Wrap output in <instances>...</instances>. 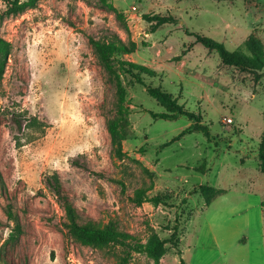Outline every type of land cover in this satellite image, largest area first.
Listing matches in <instances>:
<instances>
[{
	"label": "rangeland",
	"instance_id": "obj_1",
	"mask_svg": "<svg viewBox=\"0 0 264 264\" xmlns=\"http://www.w3.org/2000/svg\"><path fill=\"white\" fill-rule=\"evenodd\" d=\"M12 1L0 0V35L11 42L0 81V264H115L120 248L67 236L51 175L83 220L112 221L142 241L151 231L167 239L176 225L188 264H264V68L223 64L193 34L243 51L253 34L264 47V0H111L122 18L98 0H38L7 13ZM156 16L175 21L157 25ZM112 33L137 43L122 58L154 71L143 84L123 75L131 124L121 159L106 127L114 86L88 42ZM146 85L193 116L163 117ZM150 183L147 195L168 194L166 204L130 200ZM200 184L220 191L208 206ZM8 209L20 226L13 240ZM152 263L133 252L128 264ZM160 264H179L170 242Z\"/></svg>",
	"mask_w": 264,
	"mask_h": 264
},
{
	"label": "trees",
	"instance_id": "obj_2",
	"mask_svg": "<svg viewBox=\"0 0 264 264\" xmlns=\"http://www.w3.org/2000/svg\"><path fill=\"white\" fill-rule=\"evenodd\" d=\"M38 0H13L15 5H8L7 13L20 12L26 8L35 7ZM99 4L108 10L115 11L117 16L122 18V13L116 11L111 0H98ZM156 24L174 22V17L156 16ZM196 42L203 44L209 50L217 52L221 62L226 65L235 66L243 70H261L264 68V47L259 38L253 34L248 35L243 45L246 51L235 49L229 50L220 41L212 37L193 33ZM88 42L104 68L109 81L113 84L115 90L114 113L107 119L106 127L109 134L110 144L113 156L121 159L126 151L123 149V141L127 138L130 128V109L127 105V93L123 83V75L132 76L136 82L143 84V74L154 76V71L139 63L124 59L121 55L133 53L137 48L135 41L125 42L116 33H112L105 39L89 37ZM11 51V42L0 35V81L3 78L5 67ZM146 92L162 105L168 113L161 115L166 118H173L178 114L193 116V113L184 109L183 105L178 104L166 90L159 86L146 85ZM258 158L260 166L264 167V137H262L258 146ZM203 170V168H201ZM45 183L56 196L60 206L64 211L63 226L66 229L67 236L82 245H88L94 248H120V254L117 255L115 264H128L133 252L144 253L153 259L152 264H160V258L165 251V243L170 242L178 255L179 264H188L182 257V251L179 247V238L177 226L167 239H162L155 232L151 231L146 240L142 241L138 236L128 231L120 229L114 222L109 221L105 225H99L91 219L83 220L81 214L73 202L69 199L63 190L57 175L45 177ZM0 182L3 178L0 172ZM153 188V183L146 187L137 188L134 195L130 198L136 205L143 202H150L154 205L166 204L170 196L168 194H156L148 196L147 192ZM199 194L204 199V206H208L211 200L220 193V191L208 184H200L197 187ZM264 208V201L261 202ZM8 219L13 220L14 231L9 234V239H16L20 233V226L16 215L8 209L6 211Z\"/></svg>",
	"mask_w": 264,
	"mask_h": 264
},
{
	"label": "built area",
	"instance_id": "obj_3",
	"mask_svg": "<svg viewBox=\"0 0 264 264\" xmlns=\"http://www.w3.org/2000/svg\"><path fill=\"white\" fill-rule=\"evenodd\" d=\"M225 120H226V122H231V118L230 117H226Z\"/></svg>",
	"mask_w": 264,
	"mask_h": 264
}]
</instances>
